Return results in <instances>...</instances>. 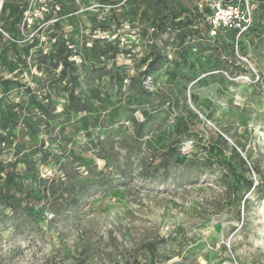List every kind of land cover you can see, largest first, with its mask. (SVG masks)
Segmentation results:
<instances>
[{"label": "rangeland", "instance_id": "obj_1", "mask_svg": "<svg viewBox=\"0 0 264 264\" xmlns=\"http://www.w3.org/2000/svg\"><path fill=\"white\" fill-rule=\"evenodd\" d=\"M236 1L230 39L196 0H0V264H264L263 0Z\"/></svg>", "mask_w": 264, "mask_h": 264}, {"label": "built area", "instance_id": "obj_2", "mask_svg": "<svg viewBox=\"0 0 264 264\" xmlns=\"http://www.w3.org/2000/svg\"><path fill=\"white\" fill-rule=\"evenodd\" d=\"M196 7L205 12L211 34H217L220 28L235 30L238 36L248 31L253 24V16L246 2L236 0H196ZM154 30V28H152Z\"/></svg>", "mask_w": 264, "mask_h": 264}, {"label": "trees", "instance_id": "obj_3", "mask_svg": "<svg viewBox=\"0 0 264 264\" xmlns=\"http://www.w3.org/2000/svg\"><path fill=\"white\" fill-rule=\"evenodd\" d=\"M6 7V5H4ZM10 14L14 16V14L18 11L17 10V6H15L14 4H10ZM261 8L264 10V0L261 3ZM254 22L251 26V28L253 27ZM250 28V29H251ZM249 29V30H250ZM226 33L227 32H232V35H229L230 39L232 37L235 36L236 31L232 30V29H226V28H220L218 33ZM217 33V34H218ZM226 34H222L223 36L227 37ZM189 38V37H188ZM160 56L159 55H155L154 58H152L150 60V62L148 63L147 66V73H151L154 72L155 70H157V66L156 64L160 61ZM65 69L62 71V76H65ZM75 77H71V79H74ZM40 105V104H39ZM41 106V105H40ZM42 107V106H41ZM54 111V109H53ZM46 113H48V111H46ZM240 164H242V167L245 168L246 166V162L243 159H240ZM6 180L7 182H13L14 181V177L10 174L6 175ZM223 185L225 187V191L228 195H233L234 200H239V197L241 196L240 194L242 193V191L244 189H249L253 186V182L248 180L247 178H244V182L241 180L240 177H238V175L235 173V169L233 167V165H230L229 168L226 170L225 174L223 175ZM240 195V196H239ZM3 197V195L1 196Z\"/></svg>", "mask_w": 264, "mask_h": 264}]
</instances>
